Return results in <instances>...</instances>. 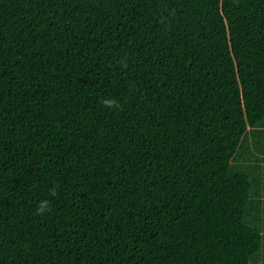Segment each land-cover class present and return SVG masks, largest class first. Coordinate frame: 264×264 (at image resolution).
Returning a JSON list of instances; mask_svg holds the SVG:
<instances>
[{
  "label": "trees",
  "instance_id": "1",
  "mask_svg": "<svg viewBox=\"0 0 264 264\" xmlns=\"http://www.w3.org/2000/svg\"><path fill=\"white\" fill-rule=\"evenodd\" d=\"M263 141L264 0H0V264H264Z\"/></svg>",
  "mask_w": 264,
  "mask_h": 264
},
{
  "label": "clouds",
  "instance_id": "2",
  "mask_svg": "<svg viewBox=\"0 0 264 264\" xmlns=\"http://www.w3.org/2000/svg\"><path fill=\"white\" fill-rule=\"evenodd\" d=\"M104 103H105V105H112L113 101L105 100ZM48 210H50V204H49V201H47V200L41 201L39 203V205L37 206V213L38 214H44L45 211H48Z\"/></svg>",
  "mask_w": 264,
  "mask_h": 264
},
{
  "label": "crops",
  "instance_id": "3",
  "mask_svg": "<svg viewBox=\"0 0 264 264\" xmlns=\"http://www.w3.org/2000/svg\"><path fill=\"white\" fill-rule=\"evenodd\" d=\"M263 142H264V141H263ZM262 149H263V151H264V147H263ZM262 149H261V150H262ZM248 152H249V147H246V148H245V151H244V155H243V157H247V156H249L250 154L248 155ZM262 154L264 155V153H262ZM261 164L264 165V161H261ZM258 189H259V188H257V190H258Z\"/></svg>",
  "mask_w": 264,
  "mask_h": 264
}]
</instances>
